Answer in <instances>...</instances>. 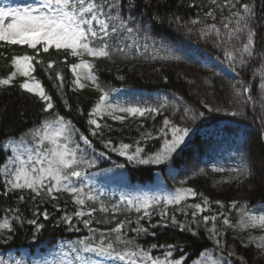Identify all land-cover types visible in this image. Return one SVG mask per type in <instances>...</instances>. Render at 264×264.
<instances>
[{
	"label": "trees",
	"instance_id": "1",
	"mask_svg": "<svg viewBox=\"0 0 264 264\" xmlns=\"http://www.w3.org/2000/svg\"><path fill=\"white\" fill-rule=\"evenodd\" d=\"M245 2L253 0H241ZM254 2L257 17L251 26L256 31V48L253 57L245 55L246 63L241 65L238 61L230 64L226 51L238 55L236 49L247 42L246 33H236L227 40L228 30L224 28L231 11L238 10L240 5L230 9L228 0H216L215 4L211 0H135L136 6L129 12L125 0L123 15L125 19L131 16L134 23L129 26L139 31L125 33L122 39H117L114 43L120 44L124 51L114 52L112 58L93 59L85 55L83 60L94 64L92 72L101 87L110 91L112 103L164 106L159 115L153 114L154 118L148 114L126 116L123 123L108 115L97 116L101 128L96 136L91 135L95 126L90 125L88 119L100 92L88 81L82 80L86 85L83 89L73 83L75 76L71 65L80 59L67 56L64 62L63 51L50 49L49 53L41 52L37 58L43 64L33 60V77L52 96V112L71 121L79 130L72 134L73 144L79 145L78 157L95 161L94 166L86 169V178H73L72 182L85 192L91 190L97 199L86 201L81 208L65 192L56 193V200L48 196L33 198L34 194L27 190L5 196V177L0 171V222L5 217L12 218L14 213L9 209L19 208L22 216L21 220L12 221L14 232H0L2 260L30 255L43 257L44 261L53 257L56 264L65 261L80 264L73 249L79 251L81 241L99 243L103 238L106 243L113 242L120 251L142 248L160 260L171 250L172 257L168 259H178L181 264H213L214 260H226L227 264H264V249L256 246L264 243V229L240 225L242 209L264 212V175L258 170L251 175L239 172L242 167L258 169L264 160V120L261 119L264 117V93L259 87L264 80V0ZM209 11L215 19L207 15ZM212 24L220 28L219 36L210 29ZM234 26L229 25L230 28ZM205 32L208 34H203ZM33 52L27 46L5 44L0 47V79L7 78L15 70L13 56L32 55ZM168 55L180 59L162 58ZM50 60L56 63L52 69H47ZM55 73L63 77L62 87ZM24 80L17 76L11 86H0V169L12 155L11 148L5 151L3 145H15L21 151L24 147H34L31 130L44 120L54 118L52 113L42 110L44 105L38 97L19 87ZM241 81L251 85V91L243 93L253 98L247 104L239 103L234 95L233 85L243 90ZM232 112L237 115L233 116ZM165 118L180 127H190L185 145L174 154L172 161L138 165L111 150L125 143L133 146L130 153L139 146L144 149L143 156L154 154L164 144L161 130ZM80 134L88 136L91 147L83 143ZM21 137L25 140L23 146L19 143ZM109 140L112 144L106 147ZM102 152L104 156L100 155ZM117 164L125 167L118 168ZM80 167L83 169L85 165ZM215 168L223 170L216 172ZM157 182L161 184L159 191L142 190ZM182 187H191L201 195L171 204L162 199L148 209L150 216H144L143 210L137 212L123 202L124 197L172 196ZM19 195L25 199L20 201ZM205 198L208 204H204ZM233 202L237 207H232ZM195 204H201L204 211L195 209ZM44 211L49 213L48 219L34 215V212ZM76 211L91 212V215L77 217ZM65 214L72 217L74 228L63 222ZM205 216L216 217V235L210 232L211 219L204 223ZM171 217H175L185 230L173 224ZM225 217L232 227L223 223ZM31 219L44 227L37 231L36 225L27 223ZM84 221L89 224L86 226ZM120 224L124 225L123 242L116 241L117 234L112 231ZM141 227L148 232L138 231ZM7 236L11 239H5ZM250 237L255 240L250 241ZM217 240L221 241L220 246ZM169 245L173 247L169 249ZM84 255L92 264H127L115 257Z\"/></svg>",
	"mask_w": 264,
	"mask_h": 264
},
{
	"label": "snow or ice",
	"instance_id": "2",
	"mask_svg": "<svg viewBox=\"0 0 264 264\" xmlns=\"http://www.w3.org/2000/svg\"><path fill=\"white\" fill-rule=\"evenodd\" d=\"M211 2L215 4L216 0H211ZM126 4L129 12L136 6L135 0H126ZM124 5L125 0H39L36 6L30 5L23 8L11 6L0 7V42H3L0 43V47H3L5 44L9 46L20 45L34 50L32 55L24 54L13 56L12 65L15 70L7 78L0 79V86H11L17 76L24 77L25 80L19 84V87L25 92L38 97L44 105L42 110L52 113L54 117L52 120H44L38 128L31 130L30 135L33 141H35L34 147H24L23 151H21L15 145H3V150L7 151L11 148L12 152V155L8 156L3 163V168L0 169L5 177L4 183L6 185V190L3 195L7 196L10 193L27 190L34 194L33 198L48 196L56 200L58 199V196L55 195L56 193L65 192L69 193L73 198V202L81 208L86 205V201H94L97 199L91 190L85 192L84 188L72 182L73 178L77 180L86 178V169L94 166L95 161H84L81 157H78L79 145L73 144L72 134L73 132H79V130L71 125V121H67L65 117L52 112L54 108L52 96L48 95L42 84L33 77V72L35 71L33 60H36L38 64H43L42 60L37 59L41 52L49 53L50 49H54L56 52L63 51L65 53L64 62H66L67 56L80 59V62L71 65V71L75 76L73 83L80 89H83L86 85L82 83V80L88 81L100 92L99 99L96 101L94 108L89 114L90 118L88 119V123L95 126L91 130L92 136H96L97 130L101 128V124L95 118L97 116L102 118L104 115H108L123 123L126 116L144 117L148 114L151 118H154L153 114H160V108L164 105L160 107H140L112 103L110 100V91H106L101 87L97 81V77L92 72L94 64L90 61L83 60L85 55L93 59L112 58L114 52L124 51V48L120 44L114 42L117 39H122L125 33L131 34L134 31H139L138 28L134 29L129 26V24L134 22L131 20V16L125 19L123 15ZM228 5L230 9H236L237 5H240V7L236 11H231L228 23L224 24V28L228 30L226 34L227 40H231L232 36L236 33H246L247 42L241 48L236 49L238 55L229 50L226 51V57L230 64H235L238 61L243 65L246 63L244 59L245 55L249 58L253 57L254 49L256 48L254 39L256 37V31L251 26L257 17L255 11L256 3L254 0L251 3H241V0H234V2L233 0H228ZM207 15L215 19L213 12L209 11ZM193 23H199V21H193ZM232 24L235 26L230 28L229 25ZM210 29L217 36L221 33L220 28L215 24H212ZM203 34L207 35L208 33L205 32ZM162 58L180 59V57L172 55ZM55 63L56 61H48L47 69H52ZM81 69L87 71H78ZM55 76L60 81V86L62 87L63 77L59 73H55ZM241 84L243 85V90L236 89V86L233 85L234 95L238 98L239 103L247 104L253 98L251 95L244 96L243 93L250 92L251 85L243 84L242 81ZM259 87L262 93H264V80L261 81ZM118 113H123L125 116L118 115ZM231 114L233 116L237 115L236 112H232ZM199 115L203 114L200 113ZM195 118L196 116L193 115L192 119ZM261 119L264 120V117ZM161 131L165 137L163 147L152 155L143 156L144 149L139 146L135 147L134 151L130 153L129 149L133 146L125 143H121L119 148L112 147L111 150L116 151L120 156L126 157L129 163L138 165L165 164L172 161L174 154H178L182 150L186 138L189 137L190 127H180L165 118ZM169 134L170 138H168ZM80 139L85 145L92 146V142L88 136L80 134ZM19 143L22 146L25 145L23 137L19 139ZM111 144L112 142L109 140L105 146L108 147ZM100 155L104 156L105 153L102 152ZM81 164H84L85 168L81 169ZM116 167L124 168L125 165L117 164ZM213 170L220 172L223 169L215 168ZM257 170L261 175H264V160L259 163L258 169L256 167H242L239 169V172L243 175H251ZM233 171L237 170L234 169ZM172 174L175 175V172L173 171ZM181 183H184V181H181ZM197 195L201 194L194 191L191 187H182L172 196L153 198L124 197L123 202L128 207L135 208L137 212L143 210L144 216H150L148 209L154 204H159L162 199L169 204L180 203L189 196L196 197ZM18 199L23 201L25 197L19 195ZM208 203V199L205 198L204 204ZM193 207L201 212L204 211L201 204H195ZM232 207H237L235 202H233ZM92 211H95V208ZM9 212H13L14 214L11 219L5 217L0 222V232L4 230H7L9 233L14 232L15 229L12 221L22 219L19 208L14 210L9 209ZM86 214L90 216L91 212H75L77 217H83ZM34 215H43L44 219L49 218L47 211L43 213L34 212ZM193 215H195V212ZM170 219L182 231L185 230L184 226H181L175 217H171ZM202 219L205 224L211 219L213 227L210 229V232L212 235H216V217L205 216ZM62 220L70 228L75 227L71 216L65 214ZM27 223L36 225L37 231L44 227L43 224H37L35 219L28 220ZM84 223L87 226L89 221H84ZM223 223L232 227L227 217L223 219ZM240 225L249 229H264V212H252L248 209H242ZM123 227L124 225L120 224L112 230L117 234L115 237L116 241L123 242L121 240ZM90 231L95 230L90 229ZM138 231L147 233L148 229L141 227ZM5 239H11V236H7ZM254 240L255 237H250V241ZM216 243L217 246H220L221 241L217 240ZM80 244L82 248L79 251L73 249L76 252V258L80 261V264H92L84 253H94L99 257H115L120 261H127V264H181V261L178 259H168V257H172L171 250L166 252L164 260H160L159 258H154L142 248L138 250L120 251L114 246L113 242L106 243L103 238L100 239L99 243L81 241ZM256 246L264 249V243L257 244ZM167 247L171 249L173 246L169 245ZM229 255H234V253H229ZM0 264H21V262L0 260ZM44 264H47V262H44ZM213 264H227V261L214 260Z\"/></svg>",
	"mask_w": 264,
	"mask_h": 264
},
{
	"label": "rangeland",
	"instance_id": "3",
	"mask_svg": "<svg viewBox=\"0 0 264 264\" xmlns=\"http://www.w3.org/2000/svg\"><path fill=\"white\" fill-rule=\"evenodd\" d=\"M38 3H39V0H0V7L11 6V7L23 8V7L30 6V5L36 6V5H38ZM121 95L115 94V96H121ZM112 178H114V177H112ZM115 186L117 187L118 185H115ZM148 186L149 187L143 188L142 190L147 191V192H155L158 189L157 191H159L160 190L159 187H161V184L159 182H157L154 184H150ZM42 258L43 257L32 258L30 255H25L21 258H17L16 256H12L11 260L12 261H20L21 264H44V262H47V264H56L53 257H48V258H46L45 261ZM0 260H2V259L0 258ZM58 264H69V262L65 261V262H60Z\"/></svg>",
	"mask_w": 264,
	"mask_h": 264
}]
</instances>
